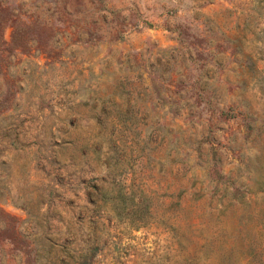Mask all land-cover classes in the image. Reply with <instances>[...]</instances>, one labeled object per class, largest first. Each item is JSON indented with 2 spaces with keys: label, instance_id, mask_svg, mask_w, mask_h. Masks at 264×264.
Returning a JSON list of instances; mask_svg holds the SVG:
<instances>
[{
  "label": "rangeland",
  "instance_id": "1",
  "mask_svg": "<svg viewBox=\"0 0 264 264\" xmlns=\"http://www.w3.org/2000/svg\"><path fill=\"white\" fill-rule=\"evenodd\" d=\"M0 264H264V0H0Z\"/></svg>",
  "mask_w": 264,
  "mask_h": 264
},
{
  "label": "trees",
  "instance_id": "2",
  "mask_svg": "<svg viewBox=\"0 0 264 264\" xmlns=\"http://www.w3.org/2000/svg\"><path fill=\"white\" fill-rule=\"evenodd\" d=\"M221 115H223V112H221ZM115 171H122V169L117 166L116 170H113V173ZM118 192H119V195H120L121 202L124 201L127 198L126 192L123 191L121 187L118 189Z\"/></svg>",
  "mask_w": 264,
  "mask_h": 264
}]
</instances>
